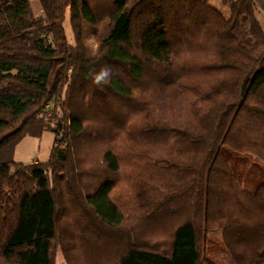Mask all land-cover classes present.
<instances>
[{"label": "trees", "instance_id": "trees-1", "mask_svg": "<svg viewBox=\"0 0 264 264\" xmlns=\"http://www.w3.org/2000/svg\"><path fill=\"white\" fill-rule=\"evenodd\" d=\"M30 1L0 0V264H52L56 240L65 258L103 240L108 264H217V231L230 264H264V0H222L225 16L209 0H38L39 17ZM103 17L90 54L76 24ZM52 100L65 123L38 117ZM43 131L48 160L11 158ZM145 221L169 250L139 241Z\"/></svg>", "mask_w": 264, "mask_h": 264}, {"label": "rangeland", "instance_id": "rangeland-1", "mask_svg": "<svg viewBox=\"0 0 264 264\" xmlns=\"http://www.w3.org/2000/svg\"><path fill=\"white\" fill-rule=\"evenodd\" d=\"M222 0H209L210 4L215 8H218L220 12L225 16L228 14V7L223 5ZM31 7L34 15L41 16L42 9L38 0H31ZM65 19L63 21V27L66 32L67 41L69 44L75 45V34L73 32L72 26L69 19V8L65 11ZM256 16L258 20L263 22L262 27L264 26V12L257 9ZM107 18L103 17L96 26H90L85 23H77L76 29L78 30V37L81 43L84 44L87 52L94 54L99 45V38L103 35L107 29ZM264 30V27H263ZM38 117L43 118L44 121L50 125H55L56 121L65 123L63 116L60 111V107L57 105L55 100L50 101L43 112L38 114ZM57 140L61 138L58 134L56 136ZM54 134L50 131H43L39 136L26 133L19 141H17L12 149L11 158L14 161H22L25 163H31L35 160L46 161L49 158L51 146L53 144ZM99 147L102 149L103 146L96 144L93 146L95 153H97ZM118 182L116 183L115 189L112 193V197L120 202L122 193L124 191L120 190L124 186V174L119 175ZM146 220V219H145ZM166 222V220H164ZM162 223V227H156L154 224L149 223L147 225L146 221L144 222L145 228L140 229L137 233L139 236V241L146 242L150 247H156L158 250H169L170 241H169V231L167 225ZM152 228H150V227ZM222 240L221 232H213L208 234L204 240V244L215 248L213 253H210L209 257L217 264H230L228 257L224 252L219 250L217 247ZM106 241V240H105ZM66 244V241L60 242L58 240L53 243V261L52 264H108L113 257L115 256V248L117 245H105L103 240L93 245H85V248H79L71 250L67 253L68 257L65 258L61 249V245ZM68 250V249H67ZM214 258V259H213ZM9 264V263H4Z\"/></svg>", "mask_w": 264, "mask_h": 264}, {"label": "clouds", "instance_id": "clouds-1", "mask_svg": "<svg viewBox=\"0 0 264 264\" xmlns=\"http://www.w3.org/2000/svg\"><path fill=\"white\" fill-rule=\"evenodd\" d=\"M107 75H108V72L105 70V72L103 73V76L97 77V82H100V80L103 79V77Z\"/></svg>", "mask_w": 264, "mask_h": 264}, {"label": "crops", "instance_id": "crops-1", "mask_svg": "<svg viewBox=\"0 0 264 264\" xmlns=\"http://www.w3.org/2000/svg\"><path fill=\"white\" fill-rule=\"evenodd\" d=\"M262 23H263V22L261 21V25H263ZM263 27H264V26H263Z\"/></svg>", "mask_w": 264, "mask_h": 264}]
</instances>
